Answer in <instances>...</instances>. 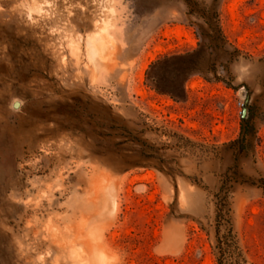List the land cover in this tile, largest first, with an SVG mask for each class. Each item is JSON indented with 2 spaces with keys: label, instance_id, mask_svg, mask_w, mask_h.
Segmentation results:
<instances>
[{
  "label": "rangeland",
  "instance_id": "374dc122",
  "mask_svg": "<svg viewBox=\"0 0 264 264\" xmlns=\"http://www.w3.org/2000/svg\"><path fill=\"white\" fill-rule=\"evenodd\" d=\"M0 264H264V0H0Z\"/></svg>",
  "mask_w": 264,
  "mask_h": 264
},
{
  "label": "trees",
  "instance_id": "16d2710c",
  "mask_svg": "<svg viewBox=\"0 0 264 264\" xmlns=\"http://www.w3.org/2000/svg\"><path fill=\"white\" fill-rule=\"evenodd\" d=\"M216 23V22H215ZM216 35L202 30V43L199 48L184 55L165 56L152 63L147 71V80L160 93L169 94L175 98L184 97L183 84L193 74L202 69L201 56L205 49L216 41L226 42L218 25H215ZM205 40L208 42H205Z\"/></svg>",
  "mask_w": 264,
  "mask_h": 264
},
{
  "label": "bare ground",
  "instance_id": "6f19581e",
  "mask_svg": "<svg viewBox=\"0 0 264 264\" xmlns=\"http://www.w3.org/2000/svg\"><path fill=\"white\" fill-rule=\"evenodd\" d=\"M89 40H90V39H89ZM88 45L90 46V52H91L92 54L98 52V49H97L96 47H92V46H91V45H92V42H91V41H88ZM100 46H101V44H100Z\"/></svg>",
  "mask_w": 264,
  "mask_h": 264
},
{
  "label": "water",
  "instance_id": "95a60500",
  "mask_svg": "<svg viewBox=\"0 0 264 264\" xmlns=\"http://www.w3.org/2000/svg\"><path fill=\"white\" fill-rule=\"evenodd\" d=\"M14 107H18V103H15Z\"/></svg>",
  "mask_w": 264,
  "mask_h": 264
}]
</instances>
